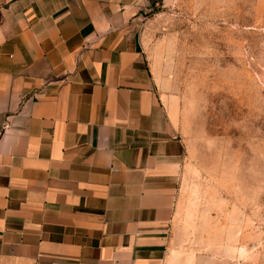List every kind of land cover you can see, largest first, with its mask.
<instances>
[{
    "label": "crops",
    "instance_id": "obj_1",
    "mask_svg": "<svg viewBox=\"0 0 264 264\" xmlns=\"http://www.w3.org/2000/svg\"><path fill=\"white\" fill-rule=\"evenodd\" d=\"M150 1L0 0V264H264L185 208Z\"/></svg>",
    "mask_w": 264,
    "mask_h": 264
},
{
    "label": "rangeland",
    "instance_id": "obj_2",
    "mask_svg": "<svg viewBox=\"0 0 264 264\" xmlns=\"http://www.w3.org/2000/svg\"><path fill=\"white\" fill-rule=\"evenodd\" d=\"M142 18L157 90L180 114L185 208L264 260V0H151Z\"/></svg>",
    "mask_w": 264,
    "mask_h": 264
}]
</instances>
